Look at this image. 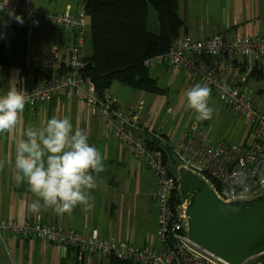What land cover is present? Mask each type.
<instances>
[{"label":"built area","instance_id":"2783aa9c","mask_svg":"<svg viewBox=\"0 0 264 264\" xmlns=\"http://www.w3.org/2000/svg\"><path fill=\"white\" fill-rule=\"evenodd\" d=\"M0 10L12 14L21 11L29 20L53 24L75 35V50L62 56L54 49L46 59L31 51L26 53L29 68L65 70L63 76L45 80L40 85L26 90L30 102L25 109L33 110L40 104L55 99L75 97L84 104L92 116L98 117L104 127L119 141L122 148L140 160L155 179L152 199L156 208V241L160 252L136 247L129 241L103 237L96 230L83 232L64 230L61 227L41 222L0 224V234L11 233L37 238L77 252H91L99 257L114 258L131 264H227L206 250L188 240L185 217L181 201L177 196L175 169L182 167L205 179L217 196L229 202L251 197L264 190V112L257 108L253 91L245 86H237L234 79L238 69L228 60L240 58L254 61L242 69V81L248 80L255 71L264 79V37H227L213 35L204 40H193L189 36L175 39L169 50L148 60L145 65H167L185 71L189 78L210 88L218 103L229 109L244 121V135L240 143L213 141L201 123H193L183 131L180 139L170 147L168 155L173 157L174 166L169 167V158L161 150L147 145L157 139L162 147H168L169 135L159 134L148 138L142 135L146 129L142 119L144 103L140 102L130 110L118 106L117 97L105 93L98 99L95 88L89 80H83L80 70L84 67L80 51L83 47L85 20L83 14H74L70 7L60 13L43 9H32L26 3H4ZM28 45H31L29 38ZM215 59V62H210ZM3 95V94H0ZM264 99V94L262 95ZM148 132V131H146ZM168 234L171 242L167 241ZM247 264H264V255Z\"/></svg>","mask_w":264,"mask_h":264},{"label":"crops","instance_id":"0c3cea01","mask_svg":"<svg viewBox=\"0 0 264 264\" xmlns=\"http://www.w3.org/2000/svg\"><path fill=\"white\" fill-rule=\"evenodd\" d=\"M4 3L19 2L27 4L32 9H43L60 13L67 7L76 15L83 14V0H0ZM177 14L184 23L179 37L189 36L193 40H204L213 35L222 34L227 37H264V1L263 0H224L223 4L215 6L213 0H178ZM14 17H20L22 23ZM149 18L153 26L154 19ZM86 19V18H85ZM0 23L4 25L26 26L29 29L31 45L29 49L48 59L53 50L57 49L62 56L71 54L75 50V35L64 32L53 24L44 25L35 20L27 19L21 11L8 14L0 10ZM88 24V23H87ZM84 40V36H83ZM83 48V47H82ZM82 50V49H81ZM92 53V52H91ZM80 55L85 56L83 52ZM91 55V54H90ZM238 73L234 79L237 86H245L253 91V98L262 99L257 91L251 88V83H263V77L252 76L242 81V69L257 65L254 61L240 58H229ZM213 59L210 62H215ZM156 69L149 76L157 85L166 91L165 95L152 96L139 91L129 92L131 101L120 102V89L111 88L108 93L117 97L118 106L122 110H130L140 102L144 103L142 119L148 131V138L159 134L169 135V145L164 149L170 153L171 148L180 139L183 131L179 127L187 121L185 92L198 81L189 78L183 70H176L167 65H153ZM41 69L29 68L25 77L19 78V71L10 69L7 72L0 70V94H5L9 83H17V87L28 90L44 82L40 75ZM149 72V71H148ZM256 78V79H254ZM129 89V88H128ZM261 90V88H259ZM172 91V94H171ZM171 94V95H169ZM261 94V93H260ZM53 115L68 117L73 128L86 130L89 143L96 146L104 158L106 170L96 177L97 186L90 190L92 207L83 210L77 206L71 214L56 215L51 211L34 214L30 211V203L36 199L30 192L26 182L17 181L12 169L15 161V142L23 129L29 125L42 126L46 119ZM200 123V122H198ZM193 124V123H192ZM209 137L210 133L207 130ZM212 139V138H211ZM214 140V139H212ZM216 141V140H215ZM169 158V157H168ZM0 224L14 223L22 225L25 222H41L61 227L64 230H73L90 233L96 230L103 237H113L120 241H129L136 247L161 251L160 245L154 238L135 231L130 225L122 228L121 218L125 210L137 214L135 208L136 197L146 186L150 187V200L154 204L152 195L155 188V179L145 165L135 157L129 155L103 125L102 121L89 113L88 108L75 97L70 99H55L50 103H43L33 110L25 109L17 128L11 133H0ZM145 169L150 175V182L146 185L140 170ZM134 172L136 186H133L130 176ZM140 183V185H139ZM129 187V189H128ZM124 190H129L125 195ZM155 206V205H154ZM100 217L105 219L101 222ZM156 227V219H155ZM156 233V228H155ZM0 264H110L108 258L99 257L91 252H77L71 248L60 247L37 238L0 234Z\"/></svg>","mask_w":264,"mask_h":264},{"label":"trees","instance_id":"16d2710c","mask_svg":"<svg viewBox=\"0 0 264 264\" xmlns=\"http://www.w3.org/2000/svg\"><path fill=\"white\" fill-rule=\"evenodd\" d=\"M82 4L92 53L83 58L80 76L93 84L97 98L102 100L115 83L152 96L165 95L166 91L149 76L145 63L165 54L179 37L184 23L177 14L178 0H83ZM150 12L155 16L153 26L149 23ZM29 38L28 27L0 23L1 73L15 69L19 71V78L27 75L29 67L25 60ZM65 72L63 69H42L40 75L45 81L63 76ZM255 74L254 71L252 76ZM146 131L147 128L142 135H148ZM147 145L161 150L169 157V160L165 158V163L174 166L173 157L167 154L159 140L152 139ZM175 200L180 202L178 194ZM167 237L171 242V236ZM109 261L110 264H131L114 258Z\"/></svg>","mask_w":264,"mask_h":264},{"label":"clouds","instance_id":"9594fccd","mask_svg":"<svg viewBox=\"0 0 264 264\" xmlns=\"http://www.w3.org/2000/svg\"><path fill=\"white\" fill-rule=\"evenodd\" d=\"M14 18L22 23L20 17ZM185 98L197 121L212 119L209 87L196 83L186 90ZM30 99L17 83H9L6 93L0 95V133H11L17 128ZM105 170L101 151L89 143L86 130L73 128L68 117L53 115L42 126L29 125L15 142L12 172L17 181L27 183L36 197L29 205L34 214H71L77 206L89 210L90 190L97 186L96 177Z\"/></svg>","mask_w":264,"mask_h":264},{"label":"water","instance_id":"95a60500","mask_svg":"<svg viewBox=\"0 0 264 264\" xmlns=\"http://www.w3.org/2000/svg\"><path fill=\"white\" fill-rule=\"evenodd\" d=\"M189 241L227 264H247L264 255V190L223 201L202 177L175 169Z\"/></svg>","mask_w":264,"mask_h":264},{"label":"rangeland","instance_id":"374dc122","mask_svg":"<svg viewBox=\"0 0 264 264\" xmlns=\"http://www.w3.org/2000/svg\"><path fill=\"white\" fill-rule=\"evenodd\" d=\"M213 1H214L215 6H217V4H223L224 2V0H213ZM71 11L73 13L72 9ZM150 17H152L151 19L155 20V16L152 12H150ZM84 20H85V31H84L83 48L81 50V53L83 52L85 56H90L92 52L90 30L87 24L88 21L87 19H85V17H84ZM40 23L47 25L43 22H40ZM149 23L152 24L150 21ZM57 28H60V27H57ZM60 30L70 33L72 35L71 31L65 30L64 28H60ZM155 69H156L155 67L149 68L148 69L149 74L152 75ZM261 81L263 82L264 80H261ZM112 87L121 90V92H119L120 102L127 101L128 103V101L129 102L131 101V99H129L127 95L129 92H131L130 89L121 87L116 83ZM252 87H253V90L254 91L256 90L260 96L264 92V82L256 83V84L251 83V88ZM259 88H261V90H259ZM171 94H172V91H171ZM253 100H254L255 106L264 112V99L253 98ZM209 106L214 108L212 119L206 120V121H197L195 119V112L189 109L186 105L187 112L190 111V114L186 113L187 121L183 122L178 130L182 131V129L184 128L186 129L189 126V124L200 122L209 131L211 138L214 139L213 141L219 140V141L230 142L231 144L240 143L244 135L243 119L239 117L238 115H235L234 113H232L229 109H226L222 105H220L216 97L212 93H211V98L209 101ZM140 175H143L144 182L147 185L151 180L150 175L147 173L145 169L140 170L139 176ZM130 176L132 177V181H131L132 185L136 186V183H135L136 179L134 178L135 176L134 172ZM126 192H129V190H124L123 194L125 195ZM139 192L140 194L136 197L137 200H135L136 202L135 208H136L137 214L128 213L125 210L121 218V224H122L121 226L123 230H125L126 225L128 224L135 231H140L146 234L148 237L154 238L155 228H156L155 219L157 217H156V208L149 198L150 197L149 196L150 187L146 186V191L141 189V191ZM100 220L101 222L105 221V219H103L102 217H100Z\"/></svg>","mask_w":264,"mask_h":264}]
</instances>
